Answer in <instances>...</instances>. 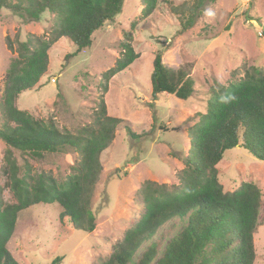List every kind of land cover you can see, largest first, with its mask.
I'll list each match as a JSON object with an SVG mask.
<instances>
[{
    "label": "rangeland",
    "instance_id": "1",
    "mask_svg": "<svg viewBox=\"0 0 264 264\" xmlns=\"http://www.w3.org/2000/svg\"><path fill=\"white\" fill-rule=\"evenodd\" d=\"M195 0H172L186 9ZM142 0H125L122 12L92 36V45L76 55L77 46L67 37L49 50V69L35 89L23 92L16 105L34 117L52 118L60 129L78 133L95 121L101 97L109 115L131 123L139 138H132L123 125L112 143L101 153L102 173L92 198L97 217L94 231L74 228L68 218H59L57 204L39 203L18 214L8 249L20 264H98L106 260L128 228L144 213L138 190L145 180L179 184L177 173L184 168L190 142L188 132L207 110V102L217 82L228 84L243 78L245 69H264V0H216L206 3L196 23L182 30V14L173 13L162 2L133 31V46L139 57L108 82L103 90V73L121 53L125 32L138 20ZM188 13V12H186ZM55 16L46 11L38 21H29L8 9H0V96L2 78L16 56L6 46V36L25 41L28 34L49 36ZM158 51L169 69L185 67L195 81V92L187 100L171 94L152 97L151 74ZM71 54L70 57L67 55ZM155 117H157L155 122ZM3 121L0 118V123ZM6 144L0 139V168ZM20 165L25 158L34 175L52 174L58 181L73 172L76 154L72 149L48 153L32 159L16 151ZM225 191H234L243 182H255L263 190V206L254 233L255 264H264V162L243 146L227 150L217 165ZM0 187L5 203L16 201ZM186 219L175 218L162 226L152 240L143 243L136 258L153 241L163 253L168 241L183 228Z\"/></svg>",
    "mask_w": 264,
    "mask_h": 264
},
{
    "label": "trees",
    "instance_id": "2",
    "mask_svg": "<svg viewBox=\"0 0 264 264\" xmlns=\"http://www.w3.org/2000/svg\"><path fill=\"white\" fill-rule=\"evenodd\" d=\"M125 0H0V9H8L23 19L38 21L46 11L56 20L49 36L28 34L25 41L6 36V46L16 56L2 78L0 96V139L6 144L0 168L16 201L5 203L0 187V264H20L8 249L18 214L35 204L61 207L59 218H68L76 229L92 232L97 217L92 198L103 167L101 153L123 125L132 138H139L131 123L108 114L104 96L91 125L73 133L60 129L50 118L34 117L20 109L16 100L35 89L49 69V50L62 37L76 46L74 55L92 45L93 34L122 12ZM216 0H195L187 9L174 6L172 0H142L138 20L131 24L121 42V53L114 65L105 71L103 90L119 72L127 69L138 57L133 31L140 20L148 18L160 3L182 14L181 27L187 30L200 17L206 3ZM188 12V13H186ZM71 54L67 55L70 57ZM158 51L151 74L152 97L171 94L181 100L195 92V81L185 67L169 69ZM207 102V110L188 132L190 148L184 168L176 175L179 184L169 185L145 180L138 198L145 206L139 220L128 228L112 254L98 264H255L253 241L263 206V190L255 182H243L234 191H225L219 179L218 164L227 150L243 146L264 162V69H245L240 80L228 84L217 82ZM157 117H155L156 122ZM72 149L76 154L73 172L58 181L47 172L34 175L25 158L20 165L16 151L32 159L48 153ZM175 218L186 219L182 230L170 239L160 255L162 244L151 242L136 258L143 243L152 240L158 230ZM61 257L50 264H59Z\"/></svg>",
    "mask_w": 264,
    "mask_h": 264
}]
</instances>
